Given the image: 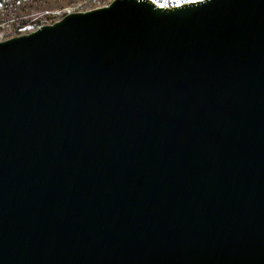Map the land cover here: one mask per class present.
Listing matches in <instances>:
<instances>
[{
  "label": "water",
  "instance_id": "1",
  "mask_svg": "<svg viewBox=\"0 0 264 264\" xmlns=\"http://www.w3.org/2000/svg\"><path fill=\"white\" fill-rule=\"evenodd\" d=\"M0 264H264V0L1 39Z\"/></svg>",
  "mask_w": 264,
  "mask_h": 264
},
{
  "label": "rangeland",
  "instance_id": "2",
  "mask_svg": "<svg viewBox=\"0 0 264 264\" xmlns=\"http://www.w3.org/2000/svg\"><path fill=\"white\" fill-rule=\"evenodd\" d=\"M107 1L109 0H0V40L31 31V25L50 23L66 9L83 10Z\"/></svg>",
  "mask_w": 264,
  "mask_h": 264
},
{
  "label": "built area",
  "instance_id": "3",
  "mask_svg": "<svg viewBox=\"0 0 264 264\" xmlns=\"http://www.w3.org/2000/svg\"><path fill=\"white\" fill-rule=\"evenodd\" d=\"M153 5H158V6H163V7H171V6H179L182 5L184 3H189V2H194V1H198V0H149ZM65 12H70L69 9H66L63 11V13ZM62 13V14H63ZM18 25V24H16ZM39 25H31V28H35Z\"/></svg>",
  "mask_w": 264,
  "mask_h": 264
}]
</instances>
